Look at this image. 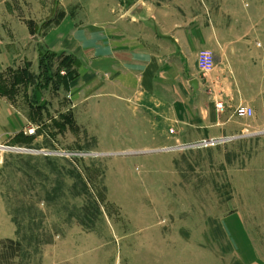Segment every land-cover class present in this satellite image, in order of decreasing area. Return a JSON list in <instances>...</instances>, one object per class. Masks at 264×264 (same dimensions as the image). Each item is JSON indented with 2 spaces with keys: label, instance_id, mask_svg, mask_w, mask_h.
<instances>
[{
  "label": "rangeland",
  "instance_id": "obj_1",
  "mask_svg": "<svg viewBox=\"0 0 264 264\" xmlns=\"http://www.w3.org/2000/svg\"><path fill=\"white\" fill-rule=\"evenodd\" d=\"M197 2L209 25L222 20L233 51L223 63L214 56L215 65L203 75L208 95L223 92L210 82L223 68L239 85L238 102L217 109L235 132L213 145L119 137L118 122L114 131L102 120L101 107L73 102L74 61L67 62L75 78L66 85L56 77L66 69L53 57L46 85L39 58L36 74L30 63L0 73V98L21 117L13 135L0 136V146L35 151L0 149V212L15 228L13 240L0 241V264H51L69 257L77 244L88 247V264H201L204 256L195 251L186 257L179 238L192 234L198 240L214 220L226 244L264 264V134L254 135L264 133L263 49L257 40L264 37V0ZM252 100V116L237 118L235 108L250 107ZM185 142L194 147L160 151ZM127 153L136 154L116 155ZM245 239L255 249L253 259ZM223 258L233 263L229 253Z\"/></svg>",
  "mask_w": 264,
  "mask_h": 264
},
{
  "label": "crops",
  "instance_id": "obj_2",
  "mask_svg": "<svg viewBox=\"0 0 264 264\" xmlns=\"http://www.w3.org/2000/svg\"><path fill=\"white\" fill-rule=\"evenodd\" d=\"M57 14L60 18L53 22ZM257 38L263 49L264 79V37ZM40 49L72 58L77 74L71 85L73 102L101 107L102 120L111 122L114 131L118 122L119 137L155 139L158 145L169 138L195 144L233 135L230 120L216 106L221 102L223 112L225 104L238 102V82L223 68L210 81L223 92L208 95L197 67L201 50L222 63L233 51L222 20L209 25L197 0H0V73L30 63L29 72L36 74ZM22 89L27 91L23 85ZM249 106L255 109L254 100ZM19 118L18 111L0 98V136L13 135ZM92 118H98L95 112ZM14 234V226L0 212V241L13 240ZM223 235L214 220L198 240L182 234L179 242L186 257L195 251L204 256L201 264H229L223 261L227 253L232 264H256L249 240L245 239V253L251 252L250 262L226 244ZM87 248L74 245L69 257H56L51 264H88Z\"/></svg>",
  "mask_w": 264,
  "mask_h": 264
},
{
  "label": "trees",
  "instance_id": "obj_3",
  "mask_svg": "<svg viewBox=\"0 0 264 264\" xmlns=\"http://www.w3.org/2000/svg\"><path fill=\"white\" fill-rule=\"evenodd\" d=\"M60 18V16H59ZM50 22H48L49 24ZM49 57H53L55 59H60V66H63L65 67L64 69H66V72H64V75L61 76L60 75V72L56 73V77L60 79V81H62L63 85H66L68 84V82L70 80H72L73 78H75V74L73 72V69L71 70V68H69L67 62H70L72 61V58L70 57H65V56H62L61 54L57 55V54H54V53H50L48 51H41V53L39 54V67H40V70H41V76L43 77L42 78V83L44 85H46L47 83L50 82L51 80V74H50V65L48 64V60H49ZM63 64V65H61ZM28 80L29 81H35V78L34 76L32 75H28ZM39 86V85H38ZM66 87V86H64ZM11 242V241H9Z\"/></svg>",
  "mask_w": 264,
  "mask_h": 264
},
{
  "label": "built area",
  "instance_id": "obj_4",
  "mask_svg": "<svg viewBox=\"0 0 264 264\" xmlns=\"http://www.w3.org/2000/svg\"><path fill=\"white\" fill-rule=\"evenodd\" d=\"M214 66V55L210 51L207 50H201L199 51L197 55V67L199 72L202 75H205L209 71L212 70ZM216 108L218 110L223 109V105L221 103L217 104ZM252 109L245 105H238L234 110V115L239 119H247L252 116ZM201 146L205 145H213L215 144V141H201Z\"/></svg>",
  "mask_w": 264,
  "mask_h": 264
},
{
  "label": "water",
  "instance_id": "obj_5",
  "mask_svg": "<svg viewBox=\"0 0 264 264\" xmlns=\"http://www.w3.org/2000/svg\"><path fill=\"white\" fill-rule=\"evenodd\" d=\"M191 85L196 88V81H192L191 82ZM259 134H264V133H257V134H254V135H259ZM192 147H194V145H188V146H182V147H175V148H169V149H162L160 151H169V150H174V149L192 148ZM0 149H7V150L15 151V152H32V153L35 152V151L22 150V149H18V148H5V147H2V146H0ZM131 154H136V153L116 154V155H131Z\"/></svg>",
  "mask_w": 264,
  "mask_h": 264
}]
</instances>
